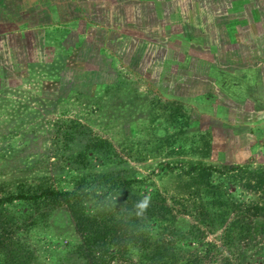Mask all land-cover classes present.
I'll return each instance as SVG.
<instances>
[{
    "label": "rangeland",
    "instance_id": "1",
    "mask_svg": "<svg viewBox=\"0 0 264 264\" xmlns=\"http://www.w3.org/2000/svg\"><path fill=\"white\" fill-rule=\"evenodd\" d=\"M124 2L83 3L78 18L40 1L0 5V197L55 174L69 144L85 148L66 131L82 129L115 149L104 165L90 151L86 171L151 198L117 264H264V0ZM40 210L3 204L12 243L0 248L24 243L31 264L104 257L66 205ZM161 241L174 257L153 260Z\"/></svg>",
    "mask_w": 264,
    "mask_h": 264
},
{
    "label": "trees",
    "instance_id": "2",
    "mask_svg": "<svg viewBox=\"0 0 264 264\" xmlns=\"http://www.w3.org/2000/svg\"><path fill=\"white\" fill-rule=\"evenodd\" d=\"M80 132L84 133L85 136L90 135L82 129L67 130L65 138L76 140L78 137L80 143L85 142L84 149L69 153L72 150L69 144L68 157L64 159L66 160L65 165H59L55 174L35 175V182L32 181V183L25 185L20 184L16 188V193L15 190L13 193H6L5 196L0 197V207L5 203L12 204L13 202L28 200V202L36 205L39 218H41L44 216L40 210L42 204L51 203L59 207L66 205L76 222L78 231L82 234L86 233L85 246L89 254L98 252L104 255L95 264H117L116 262L119 259L126 262L129 258L127 256L122 257V253L127 251V245L132 242L131 240L135 236L138 237L139 232L140 235L143 232L137 224L139 219L137 220L136 211L138 209L135 207L141 201L140 195L133 190L132 179H125L121 175H115V173L108 170L95 175L86 171L89 163L92 162L90 151L93 153L99 152L100 164L104 165L105 160L103 158L114 155L115 149L114 145L106 139L99 137L84 139L79 135ZM77 166L82 170L81 172L85 171L87 174L77 175ZM45 169L47 168L45 167ZM206 170L208 171L207 168H204V171ZM67 176H71L70 182H74L75 187L71 189L58 188V182H61ZM196 179L198 180V178ZM150 208H147V210L149 211ZM164 210L167 209L162 207V211ZM129 215L131 217H128ZM0 221L4 222L1 217ZM249 229L251 230V226L248 225H243L240 228L244 232ZM254 229H258V226H254ZM15 241L17 246L13 250L7 249L8 247L6 249L0 248L4 255L0 257V264H31L32 254L26 251L24 243L18 240ZM10 243H12V239H6L0 235V247ZM140 245L147 247V244L143 242ZM13 247H15V244L10 246V248ZM170 251V246L161 241L156 245L152 258L160 261L172 258L174 256ZM197 261L196 257L191 259L188 264H194Z\"/></svg>",
    "mask_w": 264,
    "mask_h": 264
},
{
    "label": "crops",
    "instance_id": "3",
    "mask_svg": "<svg viewBox=\"0 0 264 264\" xmlns=\"http://www.w3.org/2000/svg\"><path fill=\"white\" fill-rule=\"evenodd\" d=\"M4 1L5 0H0V5L2 3H4ZM29 1H38V2L40 1V2H43L45 4H54L55 7H56V9H57V11L60 12V13H64V15H66V16L68 14H72L70 12L72 10L76 14L75 17H77V18H78L77 15H79L80 13L81 14L83 12L86 13V11H85L84 8L83 9L80 8L81 7L80 6L81 4H83V3L95 4V3H101V2H103V0H29ZM111 1H112V5H114V4L115 5L118 4L117 6L122 5V4L125 5L124 0H111ZM172 1L177 2V0H140L139 3H162V4H171ZM179 1H181V0H179ZM190 1L191 0H186V1H181V2L188 4ZM192 1L195 2L196 0H192ZM181 2H177L178 5H179V7H178L179 9H180ZM213 2H214V0H213ZM215 2H218V0H215ZM66 4H69V5L75 4V5H73L72 7H70L71 9L70 8L69 9H66V7L64 8V6H66ZM61 5H63V7ZM0 8H1V6H0ZM161 13L164 14V10L163 9L161 10Z\"/></svg>",
    "mask_w": 264,
    "mask_h": 264
},
{
    "label": "clouds",
    "instance_id": "4",
    "mask_svg": "<svg viewBox=\"0 0 264 264\" xmlns=\"http://www.w3.org/2000/svg\"><path fill=\"white\" fill-rule=\"evenodd\" d=\"M150 199L151 198L149 196H145L140 202L135 205V207L138 209L136 213L138 216H142L147 210V208L149 207Z\"/></svg>",
    "mask_w": 264,
    "mask_h": 264
}]
</instances>
